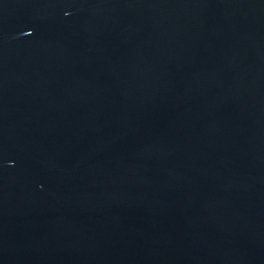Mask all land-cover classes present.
Returning a JSON list of instances; mask_svg holds the SVG:
<instances>
[{"label": "water", "instance_id": "95a60500", "mask_svg": "<svg viewBox=\"0 0 264 264\" xmlns=\"http://www.w3.org/2000/svg\"><path fill=\"white\" fill-rule=\"evenodd\" d=\"M0 264H264V0H0Z\"/></svg>", "mask_w": 264, "mask_h": 264}]
</instances>
